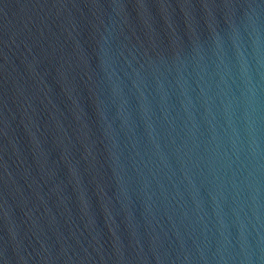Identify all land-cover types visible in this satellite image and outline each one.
<instances>
[{
  "label": "water",
  "instance_id": "95a60500",
  "mask_svg": "<svg viewBox=\"0 0 264 264\" xmlns=\"http://www.w3.org/2000/svg\"><path fill=\"white\" fill-rule=\"evenodd\" d=\"M0 264H264V0H0Z\"/></svg>",
  "mask_w": 264,
  "mask_h": 264
}]
</instances>
